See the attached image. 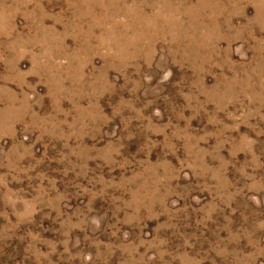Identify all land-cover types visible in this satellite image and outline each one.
<instances>
[{
    "label": "rangeland",
    "instance_id": "obj_1",
    "mask_svg": "<svg viewBox=\"0 0 264 264\" xmlns=\"http://www.w3.org/2000/svg\"><path fill=\"white\" fill-rule=\"evenodd\" d=\"M0 264H264V0H0Z\"/></svg>",
    "mask_w": 264,
    "mask_h": 264
}]
</instances>
